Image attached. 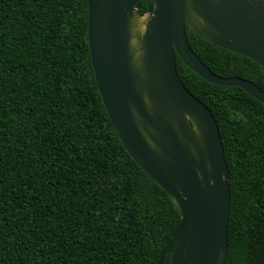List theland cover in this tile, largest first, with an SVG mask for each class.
Wrapping results in <instances>:
<instances>
[{
	"label": "trees",
	"instance_id": "obj_1",
	"mask_svg": "<svg viewBox=\"0 0 264 264\" xmlns=\"http://www.w3.org/2000/svg\"><path fill=\"white\" fill-rule=\"evenodd\" d=\"M88 23V0H0V264H158L181 222L115 131ZM187 35L214 73L264 89L258 62L188 25ZM176 62L222 135L227 264H264V103L202 78L178 54Z\"/></svg>",
	"mask_w": 264,
	"mask_h": 264
},
{
	"label": "water",
	"instance_id": "obj_2",
	"mask_svg": "<svg viewBox=\"0 0 264 264\" xmlns=\"http://www.w3.org/2000/svg\"><path fill=\"white\" fill-rule=\"evenodd\" d=\"M88 0L96 80L115 131L181 216L158 264H227L230 170L211 109L181 79L176 54L202 78L264 89L214 73L192 49L203 39L258 62L264 72V0Z\"/></svg>",
	"mask_w": 264,
	"mask_h": 264
}]
</instances>
